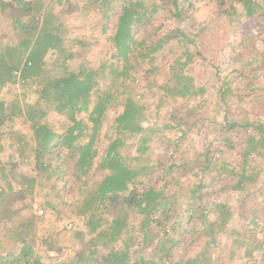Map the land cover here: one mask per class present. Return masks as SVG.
I'll use <instances>...</instances> for the list:
<instances>
[{"label": "rangeland", "instance_id": "rangeland-1", "mask_svg": "<svg viewBox=\"0 0 264 264\" xmlns=\"http://www.w3.org/2000/svg\"><path fill=\"white\" fill-rule=\"evenodd\" d=\"M140 2L155 12L134 29L126 72L120 58H111L124 0H46L34 13L38 22L19 24L12 10H1V60L9 46L21 66L22 43L34 41L46 21L63 49L43 58V75L23 80L18 73L0 89L8 109L0 125V264H26L21 238L40 264H85L80 258L91 251L88 264H107L112 253L127 255L130 264H264V147L262 133L251 127L264 125V17L256 8L264 0H186L181 20L170 0ZM175 28L187 40L164 42ZM82 66L97 74L93 90L110 98L89 176L78 170L75 148L45 152L36 163L32 131L41 112V123L59 136L72 126L44 102L41 89L46 75L63 68L78 73ZM126 98L144 109L142 131L134 134L114 125ZM93 103L74 119L91 126ZM115 139L118 161L137 173V193H160V205L148 214L121 199L96 198L109 173L108 165L99 166ZM243 172L249 177L239 184ZM89 219L100 224L93 232Z\"/></svg>", "mask_w": 264, "mask_h": 264}, {"label": "trees", "instance_id": "trees-1", "mask_svg": "<svg viewBox=\"0 0 264 264\" xmlns=\"http://www.w3.org/2000/svg\"><path fill=\"white\" fill-rule=\"evenodd\" d=\"M46 0H14L10 4H2L0 0V12L8 7L14 12L16 16H13L14 23L22 22V18L31 19L33 22H38L40 18L36 17L34 13L39 9L45 7ZM97 0H95L96 2ZM247 4L251 5L252 0H244ZM100 2V1H99ZM190 4L186 0H170L171 11L175 19L181 20L183 14L188 11ZM257 9L261 10V16L264 17V8L256 6ZM101 10V9H100ZM108 10H105V17ZM155 9L144 10L140 0H124V4L121 6V15L118 17L117 27L112 35L111 41L115 47L116 54L114 53L111 58H120L122 61L121 70L127 71L129 69V52L132 46L135 44L133 36L135 35L134 29L140 24H144L150 20L148 17L149 13H154ZM252 14V10H249V15ZM41 19V22H43ZM47 21L39 29L37 37L32 42H20L23 48V62L21 66L18 63H14V51L11 47H5V54L3 60H1L0 53V89L6 82H15L16 74L19 73V77L23 80L32 78L33 76L43 75V58L50 51H62V39L56 35L51 34L46 26ZM164 42L175 41L177 44L186 41V35L179 28L169 30L163 38ZM21 49V48H20ZM116 67L117 64L115 63ZM110 70L112 73L116 72V68L113 64H110ZM148 73V72H146ZM95 77L97 74L95 71L86 69L83 66L78 73H74L69 68H63L59 74L46 75L43 81L41 89V97L44 102L50 106V108L60 115H65L71 119L72 126L64 133L59 136L54 130L48 125L42 124L41 121L45 117L46 113H39V118L36 119L32 124V131L34 140L36 143L35 148V161L39 163L42 160L43 154H53L54 149L60 147L73 149L75 148L78 153L77 167L81 170V175H88L93 157L95 156V150L93 146L95 139L98 135V130L102 122V118L105 116L108 107H106L109 97L107 92L100 95L97 90H93L96 86ZM178 80V78H176ZM200 94L204 91L203 89L198 90ZM93 99V108L89 112L88 121L91 124L89 126L84 120L74 119V115L79 111H83ZM8 109L0 101V125L6 118ZM143 107L133 98H126L124 108L121 114L117 116L114 121L115 129L121 133L134 134L142 131L141 121H143ZM235 124H230V127H235ZM253 130L258 131L259 135V146L264 147V125H253ZM87 138V142L80 146L75 143L83 138ZM254 139V138H253ZM257 141V142H258ZM256 142V141H255ZM120 140L115 139L108 144L105 158L100 168L109 167V173L105 176L100 187L96 191V198L102 202L105 201H119L122 200V205H127L129 208H138L141 213L148 214L151 206H159L160 203L157 199L160 197V193L149 189L142 194L137 193L135 185V178L137 173L127 168L123 163L118 161L117 149L120 145ZM75 146V147H74ZM58 157V154L55 155ZM246 172L240 176L239 184L246 180L249 176H245ZM89 176V175H88ZM87 176V177H88ZM78 177V175H77ZM36 178H32L30 183H34ZM87 181V180H86ZM85 181V183H86ZM129 185L133 187L130 188ZM124 193H127L124 196ZM227 214V211H225ZM93 218V217H91ZM146 221V220H145ZM145 223L146 225L148 224ZM88 225L89 231H95L99 223H94L92 219H89ZM21 230L18 231V235L23 234V226H20ZM149 231H147L148 233ZM22 249L20 251V258L25 261L26 264H40L36 259H32L34 252L30 248L26 240L21 238ZM94 256V252L91 251L87 257L79 255L81 261H85V264L90 263V259ZM107 264H130L128 257L122 253H112L106 258ZM172 264V263H170ZM173 264H201L198 260L187 261V262H174Z\"/></svg>", "mask_w": 264, "mask_h": 264}]
</instances>
